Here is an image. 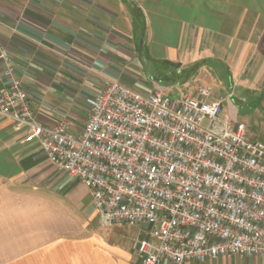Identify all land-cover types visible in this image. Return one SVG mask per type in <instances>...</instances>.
Masks as SVG:
<instances>
[{
    "label": "crops",
    "instance_id": "crops-1",
    "mask_svg": "<svg viewBox=\"0 0 264 264\" xmlns=\"http://www.w3.org/2000/svg\"><path fill=\"white\" fill-rule=\"evenodd\" d=\"M0 45L18 63L37 120L67 119L75 133L88 99L111 80L179 95L213 89L212 80L222 86L213 96L225 115L237 110L235 89L264 101V0H0ZM25 134L0 116V264H141L134 241L145 234L101 226L89 188ZM132 233L130 245L121 239ZM182 264H264V257Z\"/></svg>",
    "mask_w": 264,
    "mask_h": 264
},
{
    "label": "built area",
    "instance_id": "built-area-1",
    "mask_svg": "<svg viewBox=\"0 0 264 264\" xmlns=\"http://www.w3.org/2000/svg\"><path fill=\"white\" fill-rule=\"evenodd\" d=\"M0 116L90 190L103 227H138L141 264L264 257V141L224 114L211 86L173 96L108 81L83 129L41 124L0 45Z\"/></svg>",
    "mask_w": 264,
    "mask_h": 264
},
{
    "label": "rangeland",
    "instance_id": "rangeland-1",
    "mask_svg": "<svg viewBox=\"0 0 264 264\" xmlns=\"http://www.w3.org/2000/svg\"><path fill=\"white\" fill-rule=\"evenodd\" d=\"M208 81L211 83L213 82L212 86L214 91L218 92L222 88V86L217 84L215 81ZM189 82L190 86L194 87L202 84L201 79L194 82L190 80ZM190 86H186L185 90H187V87ZM226 87L228 88V92H230L229 84H227ZM177 93H172L171 95L180 96L179 92ZM230 98L237 107L235 114L232 116H234L239 122L244 123L248 131L252 132L255 138L257 137L259 140L264 141V101L261 99V97L259 95L248 93L242 90L240 91L238 88L234 90V93ZM121 226L124 228H133V226L126 224H122ZM104 228H102V230H104ZM134 228L136 229L137 227ZM133 235V233L130 235H123L121 239L130 245L131 240L133 241Z\"/></svg>",
    "mask_w": 264,
    "mask_h": 264
}]
</instances>
